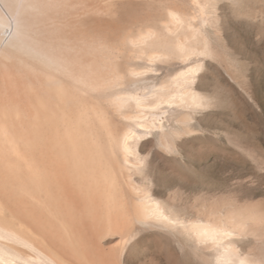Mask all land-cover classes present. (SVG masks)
<instances>
[{"label": "rangeland", "instance_id": "rangeland-1", "mask_svg": "<svg viewBox=\"0 0 264 264\" xmlns=\"http://www.w3.org/2000/svg\"><path fill=\"white\" fill-rule=\"evenodd\" d=\"M33 1L37 3L38 9H41L39 11H37L38 9H25L23 16L26 15L25 18L36 23V28L37 26L38 28L42 27L40 24L51 25L53 28H57L60 33L64 30L63 21L68 19L74 22L75 20V22L79 23L80 21L83 25L85 24L84 27L90 30L92 36H95L98 41H103L102 43L109 49V52L103 48L99 54L101 57H99L97 53L90 51L88 57L93 61L97 60V65L105 71H109L110 67L108 61L104 62L106 57L101 54H110L111 51V54L114 55L112 63H119L117 65L119 70L126 73L125 70L128 69L130 63L128 55L131 52L129 44L125 45V41L124 43L121 41L122 38L126 39V34L136 35L141 30L155 28L168 43H171L162 46L164 49L150 44L146 46L145 50L149 54H156L158 58L151 57L150 59L149 56L143 58V55L134 58L132 64L142 74L136 79L131 80L126 75L127 78L124 81L118 82L113 88L105 89L106 92L102 89V91L89 90L87 101L93 106L98 104L99 107L96 109L102 111L100 113L104 116V120L99 121L92 116L87 124L92 131H89L87 125L86 129L82 128V132L80 129V134L74 140L81 142L83 146L79 153H75L76 157L70 151L68 154L58 152V154H62L60 162L64 163L70 158L68 161L71 164L68 163L69 167L65 169L69 176L73 179V176L75 178L78 173V176L73 179L75 184L72 183L71 187H68V191L59 188L58 190L61 189L60 193L56 190V186L51 185L49 181L47 188L45 187L46 190H44L46 193L38 191L41 183L39 181L43 177L42 173H46L44 176H50L52 171L51 162L48 160L54 159L53 155H56L58 150L52 146L54 142L45 141L49 145L52 143V151L46 146L50 153L46 149L47 153H43L42 149L46 148L42 145L44 141L38 139L47 132L50 135V131L46 132L45 130L48 128V124L45 122L54 118V110H51V106L39 105L32 111H28L22 106L24 111H22V120L11 121L12 124L15 123L14 127L17 125L16 127L23 136L24 141L22 140L20 143V146L22 144L21 158L13 161V158L11 160L10 157L2 156L0 151V190L7 193L10 190H16L22 199H18L20 201L18 202L14 198L10 200L5 197V204L18 213L21 222L29 220L30 210H33L30 217L32 216L34 221L40 220L35 216L41 217V221H46L47 216L42 214V207L47 206L46 204L49 205V196H52V193L59 200H57V205L62 209V212H67L68 216L71 210L74 215L70 214V219L66 216L68 220H71L68 229L65 230L61 225H58L57 228L59 242H63L60 244L64 245L65 249V252H62L64 249L61 246V254L65 255L64 259L67 263L69 262L68 264H171L175 256L183 254H188L195 264H204L201 262L200 256L197 259L198 255L182 233L170 231L152 222L143 224L137 221L133 210L138 201L136 192H150V195L159 201L167 211L173 212L174 215L185 220L196 219L205 206L214 205L217 202L264 200V0ZM62 4L63 6H61ZM170 9L188 14V17L190 15L189 21L190 25L192 22V25L189 26L191 28L189 26L181 28L179 23L180 27L176 31L172 33L163 31L162 27L168 21L166 13ZM198 26L200 31L196 30ZM187 27L190 30H187ZM191 29L200 34L197 35L200 39L203 36L207 42L199 39L190 40L189 44L192 47L189 49L192 55L190 53V55L179 57L174 51L172 52V44L179 38L184 39V36L181 35L182 31L188 33L191 32ZM175 32L177 33L175 34ZM185 34L183 33V35ZM104 39L106 40L104 41ZM199 42L201 44L205 42L202 47L207 46L208 48L209 46V50L206 47H204L205 49L199 47L201 46ZM196 47L200 49L198 50L201 53H198ZM103 50L104 52H102ZM160 52L169 53L163 57L164 55L162 56ZM92 54L97 56L94 55L92 58ZM102 57L104 60L101 59ZM100 62L104 64H100ZM197 65L201 66L199 71L191 73L189 78L184 74L185 76L183 75L178 86L173 88L175 86L171 82L177 74L188 71L186 73L188 75L189 68H198ZM55 77L60 79V75L55 74ZM183 85L185 86L183 87ZM163 86L165 88L167 86L171 91ZM69 90L72 94V96L68 94L69 99L76 101L78 92L73 84ZM168 90L172 93H165L166 98L174 100L172 103L167 101L165 103L161 99L162 96H158L160 92L164 93ZM136 91L141 97L147 98L150 110L137 113L133 107H125L126 109L119 111L111 104L110 99L113 96L119 93H135ZM183 91L185 93L194 91V93L200 94L201 97L195 105L196 107L192 106L194 104L189 101L184 105L180 101L175 103L177 98L173 97H176L175 94H183ZM46 98L42 97L41 100L46 102ZM71 108L74 109L72 106ZM75 110H73L75 113L72 111V114H75L74 117H78V112L76 113L77 110ZM2 112L1 108L0 114ZM135 115L141 116L139 121L148 117L141 122L144 125L147 124L149 129L147 126H140L139 122L133 118H129ZM1 122L0 125L3 127L4 124ZM12 124L10 125L11 129ZM126 131L138 132L131 140L134 153L130 154V161L127 162L122 158L117 141V137ZM93 139L97 141L96 144ZM94 145L95 147H93ZM41 154L45 156L42 157ZM7 162L9 163L6 164ZM74 164L75 166H73ZM78 164L81 165L78 166ZM85 167H91L92 171L90 168L86 170ZM19 169L20 171H18ZM61 170L63 172V169ZM80 171L84 178L81 177ZM79 176L80 178H78ZM86 176H90V178L86 179ZM76 180H79V183H76L78 182ZM133 187L135 188L133 189ZM42 193H44V197L41 196ZM89 199L91 200L88 201ZM80 207L84 208L83 215H87L83 216L84 223L77 216ZM106 207L111 211L105 210ZM126 209H130L129 212ZM22 211H24L23 215ZM125 214L134 224L130 227L134 237L132 236L128 240L122 238V221L120 224L118 222V218L121 220ZM86 217L88 218L86 219ZM110 222L113 226L117 223V227L113 228ZM104 223H109V225ZM79 225L81 227H78ZM107 226L109 227L105 228ZM107 229L112 230L109 232ZM65 232H68L67 239L62 237V235H66ZM62 240H65L66 244ZM126 241L124 246L123 243ZM108 259H110L109 262Z\"/></svg>", "mask_w": 264, "mask_h": 264}, {"label": "bare ground", "instance_id": "bare-ground-1", "mask_svg": "<svg viewBox=\"0 0 264 264\" xmlns=\"http://www.w3.org/2000/svg\"><path fill=\"white\" fill-rule=\"evenodd\" d=\"M61 6H63V4ZM25 9H28V10L35 9L36 10L38 9V5L33 0H0V110L1 108L3 109V112L0 114V122L2 121L4 124L3 127L0 125L1 126L0 128V139H1L0 151L2 153L0 154L4 157H10V159L13 158V161L21 158L22 144L20 146V143H22L23 136L22 134H20L18 128L16 127L17 125H15L14 127L15 123L12 124L11 121L14 120L16 122L18 120L20 121V119L22 120V111H23L22 108L23 107L28 111H32L33 108L35 107L37 108L39 107V105L40 106L41 105L51 106V110L52 109L54 110V114H53L54 118L52 120L51 119H48L47 121L45 120L46 121L45 124H48V128H49V130H47L48 128H45V130L46 132L50 131V135H49V132H47V134H42L40 136L41 138H38V139H41V141L43 140L44 142L45 141L47 142L52 141V143L54 142L52 146H55L58 150L56 152V155H53V157L55 156V158L52 160L51 159L48 160L51 162L50 165H51V170H52L50 173V176L48 175L50 179L48 180L47 175L44 176V174L46 173H42L43 174L42 179L40 181L37 180L41 182L39 184L40 188L38 189V191L45 192L44 191L46 190L45 187L47 186L48 181H49V183L53 186H56V190L60 191L61 193L62 188L65 191L69 190L68 187H71L72 183H74L73 179H75L78 176L77 175L78 173L75 175V178L73 176V179L72 177L69 176V173H67L65 169L69 167L68 163L70 162L68 160L70 158L65 160L67 164L65 162H64L65 164L63 162H60L62 154L60 155L58 154V152L59 153L65 152L66 154H68L70 151L71 154L74 157H76L75 153H79L81 147L83 146L81 142L75 141L76 136L80 134L79 133L80 129H81L80 132H82V128L83 127L85 128V126L91 120L92 116L96 117L99 121L104 120L103 118L104 116H102V114L100 113L102 111L97 110L99 107L97 106L98 104H96V106H93L92 104L88 103L87 98H88L89 90L99 91L102 89L105 91V89L107 88L108 89L113 88L114 86H116L118 82L120 83V81H124L127 78L126 75H128L131 80L136 79L137 77L140 76L141 73L139 72V69H137L134 66V64H132L134 58L139 57L141 55H143V58L144 56H146V58L147 56H149L150 59L151 57L158 58L156 54L155 55L149 54L147 50H145L146 46L150 44V45L157 46L160 48L167 44L170 45L171 42L168 43V41L165 40V38H163L162 34L155 28L154 29L149 28L146 31L141 30L136 35L126 34L125 36L126 39L123 40L122 38L121 41L123 43L125 41V45L126 43H128L131 48L130 55H128L130 59L128 69L126 68L127 69L125 70L126 73H122L119 70V67L117 66L119 65V63L118 64L112 63L113 62L112 56L114 55L111 54V51H110V54L109 53L101 54L107 58V60L106 58H104L105 59L104 60L103 57L101 59L104 60V62L108 61V66L110 67L109 68L110 72H109L99 67L96 62L97 60L93 61L89 59L88 55L90 51H93V53H97V55L99 56L103 48L107 49V51L109 49L105 46L104 43H102L103 41L100 42L96 39L95 36L94 37L92 36V33L90 32V30L84 27L85 24L83 25L82 22L80 21L78 23V22H75V20L73 22L71 20L66 19V21H63V24H62L64 26V30L60 33L58 32L57 28H53L51 25L40 24L42 27L38 28L37 26L38 28L37 29L35 26L36 23L34 24L28 18H25L26 15L23 16V12ZM39 9L37 11H39ZM166 14L168 17L167 18L168 21L166 22L165 25L162 24L163 25L162 29L165 32L172 33L176 31L177 28L180 26L181 28L182 26L186 28V26L190 25V21H189L190 15L188 17L187 16L188 14L186 15L185 13H180L177 10H171V9L168 10ZM192 17L194 16L192 15ZM194 18H197V17H194ZM194 18H191V19H194ZM179 23L181 24L180 26H179ZM191 25H192V22H191ZM193 25H194V22H193ZM190 26L189 28H191ZM187 30H190V29H188L187 27ZM193 30H194V26H193ZM196 30L200 31L199 26H198V29ZM182 32L184 34L186 33L185 35H183V33L181 34L182 37L184 36V39L179 38L178 36H180V34H178V36H176L179 38V39L176 38L178 39V41L175 40V42L172 44V47H173L172 52L174 51L177 55H179V57L180 56L183 57L186 54L190 55L191 51L189 47L190 48L192 47V45L190 46L189 44L190 40L196 41L197 39H199L201 41H206L203 38V36H201L202 39H200L197 36L200 34H197L198 32L192 31V29H191V32L189 31L190 33L189 32L187 33L185 31H182ZM176 33L177 32H175V34ZM119 36H116V37H119ZM119 39L121 38L119 37ZM105 40L106 39H104V41ZM199 44L201 43L199 42ZM203 45H205V42L204 44L202 42L201 46L199 47H202ZM167 47L169 48V46ZM204 47L207 48V46H204ZM113 48L114 47L112 46V49ZM196 48L197 50L199 49L198 47ZM207 49L209 50V46ZM110 50H111V47H110ZM199 50H198V53L199 52L201 53V51ZM102 52H104V50ZM118 52H120L119 49H118ZM168 53L162 52L161 54L162 56L164 55L163 57H165L166 56L165 54H168ZM161 54H158V55H161ZM94 55L92 54V58ZM101 62L100 64H104ZM200 67L201 66H198V68L197 67L189 68L190 73H188V75L186 74L188 71L185 72L186 70L184 71L185 73H180L179 75L177 74V76L174 77V79L171 82L172 85L175 87L173 86L171 87L176 88V86H178L179 84V81L182 80L181 79L182 77L186 75L189 78L190 77L189 75H191V73H196L197 71H199ZM55 74L60 75V79H57L55 77ZM64 80H67L71 84L74 85L75 90L78 92V96H76L77 97L76 101L69 99L70 96H68V94L72 96L71 91L69 90L71 89V84L69 82L66 83ZM185 85H183V87ZM167 86L166 88L165 86L163 87L165 89L170 87V86L168 87ZM181 86H182V83H181ZM168 89L170 90V88ZM191 89L193 90V88ZM169 90L168 92H164V93L160 92V94H159V91L157 92V95L158 94H159L158 96L161 95L162 96L161 99L165 103L166 101L170 103L174 101V100H170V98L169 99L166 98L165 93H172L170 92L171 90L170 91ZM194 91L193 92L186 91V93L184 92L183 94H180V95L175 94L176 97H173L174 99L177 98L175 100V103L176 102L178 103V101H180L181 104L183 103L184 105L185 102L188 103L187 101H189L191 104H194L192 106L197 105L201 96L200 94L194 93ZM136 92L135 93H131V92L119 93L113 96L112 99H110L111 104L114 105L115 108L118 109L119 111L123 110L125 107H133L134 110L135 109L137 110V113H139L140 111L148 110L149 109L148 107L150 106V104L147 103V98L145 96L141 97L139 95V92L138 93ZM42 97H45V98L47 97L46 102L41 100ZM201 100L203 99L201 98ZM71 106L74 108L73 110L75 109L77 110L75 111L76 113L78 112L77 114L78 117L73 116L75 114H72L73 110ZM156 107L154 106V109ZM129 118H133V120L138 121L140 126H144V127L147 126L148 128L147 124L144 125V123L141 122L143 121L144 118H142V120L139 121L141 118L140 115H135ZM10 123L12 124V129L10 127L11 125ZM20 125L22 124L20 123ZM88 129H90V126ZM89 131H92V129H90ZM87 132L88 130L86 131V133ZM137 133H133L132 131H126L117 137L118 145L122 153V158L126 162L130 161L129 156L130 154L134 153V150L131 145V140L133 136L137 135ZM47 142L45 143L48 144ZM43 143H42V145H44L43 147L47 146L48 149L52 151L51 149L52 143L50 145L49 144L46 145L45 143L44 144ZM96 143L97 141L95 140V144ZM84 145L88 146L87 144H84ZM47 147L42 149L43 153H45L46 151L50 153ZM93 147H95V145ZM43 156L45 155H42V157ZM53 157H50V158H53ZM48 161H45V162L49 163ZM8 163L9 162H7L6 164ZM81 164H78V166ZM73 166H75V164ZM16 168L18 169V167ZM87 168H90L91 170V167H85L86 170ZM61 169H63V172ZM59 170L61 171L59 172ZM90 170L89 172L92 171ZM95 170H96V167H95ZM18 171H20V169ZM86 172L88 173V171ZM80 173H81L80 175H82L81 171ZM81 177H83V175ZM87 177L88 176H86V179L90 178V176L88 178ZM78 178H80V176ZM79 180H76L78 181L76 183H79ZM59 188L61 189L58 190ZM134 188L135 187H133V189ZM135 192H136V189L133 192L134 195H135ZM42 194L43 195L41 196L44 197V193ZM136 194H137L138 201L136 205L134 206L135 209L133 210H134V215L137 221L143 224L152 222V223L161 225L164 228L169 229L170 231L174 230V231L182 233L186 237L188 244L191 245L196 255H198L197 259L200 256L202 263L204 264H264V200H260V201L258 200L257 202L241 201V200H231L228 202H217L216 201L217 203L215 204L213 202L214 205L210 204V205L205 206L204 209L201 210V212L198 214V217L196 219L192 218L189 220L188 219L185 220V219H181L177 217L176 215H174L173 212L167 211L165 207L159 201H157L155 198H153L150 195V192H145V191L140 192V193L136 192ZM51 195L52 196H49V199H50L49 205L45 203L47 206L42 207V214L47 216V218H45L46 221L45 220L41 221V217H38V216H35V217L40 220L34 221L32 219L33 217L32 216L30 217L31 212L33 210H30L29 216H28L29 220L25 219L26 221L21 222L19 221L21 219L19 218L18 213L16 211H13V209L9 208V206L5 204V197L10 198V200L14 198L15 201L20 202L19 200L21 197L19 196V192H17L16 190H10L7 193L6 191L0 190V264H68L69 263V262L67 263V261L64 259L65 255L61 254V250H62L61 246L64 249V245L60 244L63 242H59V238L57 236L58 235L57 228L59 227L58 225H61L64 227L65 230L68 229L70 225L69 223L71 222V220H68L67 217L70 219L69 215L73 213L70 210V213H68V216H67V212L65 213L62 212V209H60L59 206L57 205L58 199L56 198L55 195H53V193ZM6 200H9V199L6 198ZM90 200L91 199H89L88 201ZM109 203H110V200H109ZM108 209L109 208L106 207L105 210H108ZM83 210L84 208L80 207L78 208V212H77L78 213L77 216L82 220V221L80 220L82 223H84L83 216H87V215H83L84 214ZM109 210L111 211V209ZM126 210L129 212L130 209L129 210L126 209ZM24 211H22V215ZM103 212L105 211L103 210ZM128 212L126 213L128 214ZM127 214L123 215V217L120 216L121 220L118 218L119 224H120V221H122L121 222L122 223L121 236L122 238L123 237L127 238L125 240L131 239L133 236L131 234V228H130L132 227L133 222L129 220L130 218H128ZM75 216H76V213H75ZM88 217H86V219ZM22 218L24 219L25 216ZM47 219H49V221H47ZM108 220L110 219L108 218ZM81 222H79V224H82ZM116 224L114 226L117 227ZM106 225H109V223ZM110 225H112L111 222H110ZM78 227H81V225H79ZM108 227L109 226L105 228H108ZM67 233L68 232H65L66 235L65 236L62 235V237L67 239L68 238ZM64 238H61V239H64ZM62 241H64L66 244L65 240H62ZM121 243H122V240H121ZM126 243L127 241L124 242L123 245L125 246ZM62 252H65V249L62 250ZM109 260L110 259H108V262ZM120 260L122 261V259ZM171 264H195V262L194 263L192 262L188 254H183L178 257L175 256L174 259H172Z\"/></svg>", "mask_w": 264, "mask_h": 264}]
</instances>
